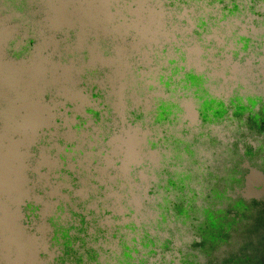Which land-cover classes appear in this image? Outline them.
Wrapping results in <instances>:
<instances>
[{
    "label": "flooded vegetation",
    "instance_id": "obj_1",
    "mask_svg": "<svg viewBox=\"0 0 264 264\" xmlns=\"http://www.w3.org/2000/svg\"><path fill=\"white\" fill-rule=\"evenodd\" d=\"M55 7L0 0V159L48 174V264H264L239 190L264 189V0Z\"/></svg>",
    "mask_w": 264,
    "mask_h": 264
},
{
    "label": "water",
    "instance_id": "obj_2",
    "mask_svg": "<svg viewBox=\"0 0 264 264\" xmlns=\"http://www.w3.org/2000/svg\"><path fill=\"white\" fill-rule=\"evenodd\" d=\"M42 103L46 108L48 107V103ZM47 113H49L48 110L40 112V114ZM6 145L0 139V156H4L3 147ZM39 146L43 147L41 144ZM45 149H41V151ZM15 165L19 168L17 164ZM6 166L5 161L0 159V264H18L20 260L19 248L25 247L26 241L17 240L20 234L11 226L15 225L16 228H20L22 232H26L33 238L43 234L39 230L40 224L50 225L48 222L50 216V208L48 207L50 204V184L47 183L48 174L40 167L38 185H34L33 190H31L30 185L21 183L19 179L21 176L16 174L19 172L18 169L14 174H11L4 171L7 169ZM258 179L256 174L247 175L243 187L239 189L241 194L247 198H250L252 194H264L262 185H257ZM54 203V209H57L60 202ZM47 241L46 239V245ZM38 257L42 260L47 259L44 250L38 251Z\"/></svg>",
    "mask_w": 264,
    "mask_h": 264
},
{
    "label": "rangeland",
    "instance_id": "obj_3",
    "mask_svg": "<svg viewBox=\"0 0 264 264\" xmlns=\"http://www.w3.org/2000/svg\"><path fill=\"white\" fill-rule=\"evenodd\" d=\"M44 2L48 3L50 6V2L54 4L55 10H57V2L58 0H44ZM50 12V11H49ZM57 16V14L55 15V17ZM61 17V16H60ZM50 27V26H49ZM50 32V29H49ZM43 61V62H42ZM47 66L46 63V59L45 58H40V69L39 72L42 73L45 69V67ZM44 75L46 76V78H50V73L45 70ZM47 87H43L40 86L38 89V95L40 96L46 89ZM64 89L63 87L60 86V91L62 92ZM9 109H11V107H8ZM48 108H46L43 103L41 101L38 102V112L40 114V112H45L47 111ZM45 161V160H44ZM47 162H50L49 159H47ZM19 173L22 174L24 173V169H18ZM22 191V190H21ZM23 192V191H22ZM50 208V204L48 206ZM20 229V228H19ZM48 226L45 225L44 223L40 224L39 226V230L40 232H42L43 234L39 237H35L33 238L32 236H29L28 234H26V232L23 231V235L20 234L19 241H26V246L25 247H20L19 248V256H20V260L18 264H48L49 263V258L48 260H42L38 257V251L39 250H46L47 246H46V234L48 231Z\"/></svg>",
    "mask_w": 264,
    "mask_h": 264
},
{
    "label": "clouds",
    "instance_id": "obj_4",
    "mask_svg": "<svg viewBox=\"0 0 264 264\" xmlns=\"http://www.w3.org/2000/svg\"><path fill=\"white\" fill-rule=\"evenodd\" d=\"M250 102L253 103V104L255 103V101H250Z\"/></svg>",
    "mask_w": 264,
    "mask_h": 264
}]
</instances>
